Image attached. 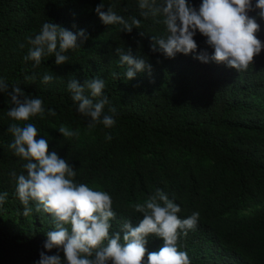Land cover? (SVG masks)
Here are the masks:
<instances>
[{
    "label": "trees",
    "instance_id": "16d2710c",
    "mask_svg": "<svg viewBox=\"0 0 264 264\" xmlns=\"http://www.w3.org/2000/svg\"><path fill=\"white\" fill-rule=\"evenodd\" d=\"M201 2L188 0L197 9ZM100 3L103 11L111 7L125 20H140V27L126 33L122 25L103 24L95 12ZM143 11L139 0H0V80L8 92L19 86L42 99L44 118L24 123H33L38 138L48 140L49 152L69 162L77 182L111 196L116 216L110 233L120 231L126 220L138 226L143 214L134 206L160 189L180 207L179 218L199 213L196 227L177 242L191 264H264V47L247 70L236 71L196 59L201 52L209 58L213 53L197 32L196 52L167 58L150 50L151 37L167 35L163 17H145ZM258 11L249 16L256 17L260 30L255 35L264 45ZM45 22L73 33L84 30L88 39L65 53V64L45 56L33 67L34 61L25 60L31 48L26 37L38 34ZM116 48L145 59L151 72L127 80ZM45 74L53 80L44 83ZM32 75L34 80L25 79ZM97 78L105 82L104 114L114 116L111 128L98 123L89 129V118L77 112L68 90L72 79L83 84ZM8 92L0 93V193H8L0 205V264H36L54 225L42 211L22 215L10 173L26 174V161L8 147L14 122L7 115L13 107ZM48 109L56 115H48ZM62 125L78 136L63 137ZM146 240L149 252L163 245L154 235ZM58 251L64 264L62 250L46 254Z\"/></svg>",
    "mask_w": 264,
    "mask_h": 264
},
{
    "label": "clouds",
    "instance_id": "9594fccd",
    "mask_svg": "<svg viewBox=\"0 0 264 264\" xmlns=\"http://www.w3.org/2000/svg\"><path fill=\"white\" fill-rule=\"evenodd\" d=\"M104 8L103 3L95 8L103 24L122 25L121 31L126 33L140 27V20L134 17L125 20L111 7L107 11H103ZM139 8L145 10L142 12L145 17H163L167 35L151 37L150 50L162 52L167 58H174L177 53L188 55L196 52L194 36L197 32L206 38L205 43L213 53L209 58L206 52H201L195 58L204 63L211 59L236 71L247 70L264 47L255 35L260 25L256 17L249 16L250 12L258 9L259 18L264 20V0H256L255 5L252 0H202L198 9L188 0H139ZM139 35L144 36L143 33ZM87 39L84 30L73 33L52 22H45L38 34L26 37L31 48L25 60L34 61L33 67H36L45 56H54L56 65L65 64L68 60L65 53L81 47ZM115 52L119 55L120 65L126 66L124 76L127 80L135 78L138 72H151V66L145 63V59L134 58L130 49L125 52L116 48ZM112 75L119 78L118 73ZM53 78L51 74H45L43 82L49 83ZM25 79L34 80L35 75ZM8 87L0 80V93L8 92ZM104 88L105 82L99 78L85 80L83 84L77 79L68 83L77 112L89 118V129L98 123L105 128L115 124L113 115L104 114L109 103L103 94ZM8 94L13 107L7 115L14 121L8 128L13 136L8 147L15 156L26 161L23 164L26 174L17 175L13 171L10 176L15 180L16 195L23 205L22 215L42 211L52 218L54 230L47 232L43 244L47 252L62 250L64 264H191L187 252L180 250L177 242L181 234L186 236L196 227L198 212L185 219L179 218L180 207L156 189L143 204L134 206L143 214L138 226L134 227L130 220H126L120 231L110 233V221L116 216L111 196L77 182L74 179L77 173L69 162L56 151L49 152L48 140L38 138L40 134L33 123H24L33 117L44 118L42 99L26 95L19 86H13ZM110 112L114 113L115 108ZM47 113L56 115L53 109H48ZM58 131L65 138L78 136V132L63 125ZM111 138L110 134L106 135L107 140ZM7 195V192L0 193V205ZM30 205H34V209ZM149 235L162 239L163 245L158 251L149 252L145 247ZM46 251L39 253L36 264H62L59 251L53 255H47Z\"/></svg>",
    "mask_w": 264,
    "mask_h": 264
}]
</instances>
